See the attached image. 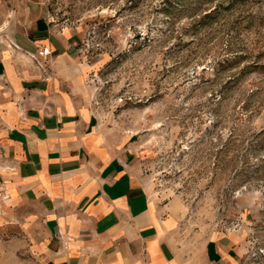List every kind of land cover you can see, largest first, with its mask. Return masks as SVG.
Returning <instances> with one entry per match:
<instances>
[{
  "label": "rangeland",
  "instance_id": "rangeland-1",
  "mask_svg": "<svg viewBox=\"0 0 264 264\" xmlns=\"http://www.w3.org/2000/svg\"><path fill=\"white\" fill-rule=\"evenodd\" d=\"M42 1L88 66L97 130L180 248L200 256L208 241L233 242L236 264H264V0ZM26 2L0 0V54L4 20ZM36 49L20 56L47 74L51 51ZM15 165L0 132V264H44L46 233Z\"/></svg>",
  "mask_w": 264,
  "mask_h": 264
},
{
  "label": "crops",
  "instance_id": "crops-1",
  "mask_svg": "<svg viewBox=\"0 0 264 264\" xmlns=\"http://www.w3.org/2000/svg\"><path fill=\"white\" fill-rule=\"evenodd\" d=\"M4 21L0 132L15 149L22 196L43 223L46 239L36 247L44 264H236L242 248L233 242L208 241L200 256L180 248L172 219L116 141L97 130L85 95L88 66L45 2L27 0ZM37 47L51 51L47 74L20 56Z\"/></svg>",
  "mask_w": 264,
  "mask_h": 264
},
{
  "label": "built area",
  "instance_id": "built-area-1",
  "mask_svg": "<svg viewBox=\"0 0 264 264\" xmlns=\"http://www.w3.org/2000/svg\"><path fill=\"white\" fill-rule=\"evenodd\" d=\"M48 53H49L48 49L45 48L41 54H48Z\"/></svg>",
  "mask_w": 264,
  "mask_h": 264
}]
</instances>
